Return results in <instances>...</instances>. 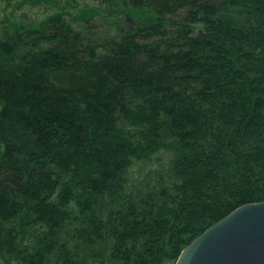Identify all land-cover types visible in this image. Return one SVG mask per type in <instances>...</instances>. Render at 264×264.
I'll return each mask as SVG.
<instances>
[{
  "label": "trees",
  "instance_id": "16d2710c",
  "mask_svg": "<svg viewBox=\"0 0 264 264\" xmlns=\"http://www.w3.org/2000/svg\"><path fill=\"white\" fill-rule=\"evenodd\" d=\"M70 2L0 30V264H174L264 202V0Z\"/></svg>",
  "mask_w": 264,
  "mask_h": 264
},
{
  "label": "water",
  "instance_id": "95a60500",
  "mask_svg": "<svg viewBox=\"0 0 264 264\" xmlns=\"http://www.w3.org/2000/svg\"><path fill=\"white\" fill-rule=\"evenodd\" d=\"M174 264H264V202L243 205L210 226Z\"/></svg>",
  "mask_w": 264,
  "mask_h": 264
},
{
  "label": "rangeland",
  "instance_id": "374dc122",
  "mask_svg": "<svg viewBox=\"0 0 264 264\" xmlns=\"http://www.w3.org/2000/svg\"><path fill=\"white\" fill-rule=\"evenodd\" d=\"M53 6L42 3L36 4L34 0H9L8 5L6 1L0 0V30L5 26L6 22H21L37 21L42 19L46 14L55 12L57 9L66 8L68 12H73L71 0H50ZM79 6L85 2L91 4L90 0H75ZM84 2V3H83ZM58 4V7L55 6ZM72 6V8H71ZM6 21V22H5Z\"/></svg>",
  "mask_w": 264,
  "mask_h": 264
}]
</instances>
